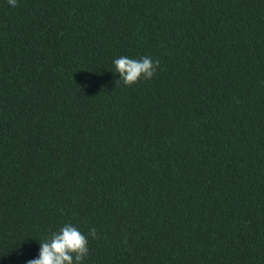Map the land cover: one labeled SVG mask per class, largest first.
I'll use <instances>...</instances> for the list:
<instances>
[{
	"label": "trees",
	"instance_id": "trees-1",
	"mask_svg": "<svg viewBox=\"0 0 264 264\" xmlns=\"http://www.w3.org/2000/svg\"><path fill=\"white\" fill-rule=\"evenodd\" d=\"M67 223L81 264H264V0H0V264Z\"/></svg>",
	"mask_w": 264,
	"mask_h": 264
},
{
	"label": "clouds",
	"instance_id": "clouds-1",
	"mask_svg": "<svg viewBox=\"0 0 264 264\" xmlns=\"http://www.w3.org/2000/svg\"><path fill=\"white\" fill-rule=\"evenodd\" d=\"M8 3L15 7L17 0H8ZM113 63L114 72L119 74L116 85L122 82L126 86L138 83L141 78L151 79L160 66L158 59L153 60L149 56L140 59L120 56ZM88 235L96 238V229L90 228ZM88 235L83 234L71 223H67L58 231L51 232L46 240L40 241L38 257L28 260L27 264H81L89 252Z\"/></svg>",
	"mask_w": 264,
	"mask_h": 264
}]
</instances>
